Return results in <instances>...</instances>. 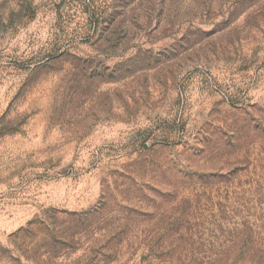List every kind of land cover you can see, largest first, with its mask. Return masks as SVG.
Wrapping results in <instances>:
<instances>
[{
  "label": "rangeland",
  "instance_id": "1",
  "mask_svg": "<svg viewBox=\"0 0 264 264\" xmlns=\"http://www.w3.org/2000/svg\"><path fill=\"white\" fill-rule=\"evenodd\" d=\"M0 264H264V0H0Z\"/></svg>",
  "mask_w": 264,
  "mask_h": 264
}]
</instances>
